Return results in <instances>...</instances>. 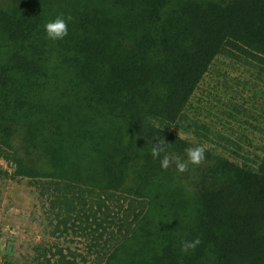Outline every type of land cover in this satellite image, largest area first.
<instances>
[{
  "label": "trees",
  "instance_id": "16d2710c",
  "mask_svg": "<svg viewBox=\"0 0 264 264\" xmlns=\"http://www.w3.org/2000/svg\"><path fill=\"white\" fill-rule=\"evenodd\" d=\"M221 61L252 79L228 87ZM260 82L264 0H0V158L57 232L94 228L98 264H264ZM159 141L206 158L165 170Z\"/></svg>",
  "mask_w": 264,
  "mask_h": 264
},
{
  "label": "rangeland",
  "instance_id": "374dc122",
  "mask_svg": "<svg viewBox=\"0 0 264 264\" xmlns=\"http://www.w3.org/2000/svg\"><path fill=\"white\" fill-rule=\"evenodd\" d=\"M229 64L230 61H221L214 69L228 73L225 83L228 81L227 86L236 89L241 82L239 74L245 73V67ZM210 83L211 80L203 86ZM260 84L258 98L264 101V84ZM212 88L210 86V90ZM252 88L256 89L255 86ZM210 90H203L205 102L211 100ZM261 107L264 102L258 104L264 115ZM178 133L186 137L181 130ZM0 171V264H60L62 254L77 264L99 263L98 251L102 250L104 242L95 246L93 227L83 222L72 225L67 232H57L56 225L52 224L49 202L42 197L35 181L15 176L14 167L1 158Z\"/></svg>",
  "mask_w": 264,
  "mask_h": 264
},
{
  "label": "clouds",
  "instance_id": "9594fccd",
  "mask_svg": "<svg viewBox=\"0 0 264 264\" xmlns=\"http://www.w3.org/2000/svg\"><path fill=\"white\" fill-rule=\"evenodd\" d=\"M72 18L69 16L67 19L63 17V15L57 16L54 20L49 21L45 25V31L47 34V38L51 40H61L64 39L68 35V22ZM180 138L183 137L180 135ZM159 145V146H157ZM163 158L161 159V167L167 170L173 163L176 165V169L179 173H184L188 170L189 164L199 166L205 160L206 147L204 145H197L194 147H188L185 149V154L187 156V160L181 159L180 156L176 154H168L166 153V149L164 147V141H159L158 144L152 143L151 155L154 159L160 158L161 154ZM201 243L200 239L197 238L192 241H182L181 251L183 253H188L189 251H194L199 244Z\"/></svg>",
  "mask_w": 264,
  "mask_h": 264
}]
</instances>
